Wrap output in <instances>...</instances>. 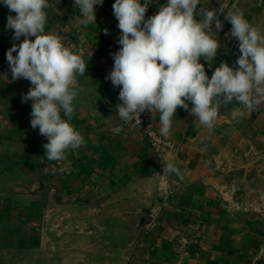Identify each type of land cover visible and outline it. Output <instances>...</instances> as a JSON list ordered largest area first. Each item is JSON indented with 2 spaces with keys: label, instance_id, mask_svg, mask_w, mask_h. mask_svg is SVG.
<instances>
[{
  "label": "crops",
  "instance_id": "obj_1",
  "mask_svg": "<svg viewBox=\"0 0 264 264\" xmlns=\"http://www.w3.org/2000/svg\"><path fill=\"white\" fill-rule=\"evenodd\" d=\"M49 3L45 33L61 37L87 65L86 76L80 78L85 89L74 101L69 120L86 144L68 150L62 161L44 156L47 138L31 127L32 102H22L30 82L13 81L6 59L8 49L24 37L13 40L6 24L15 13L0 4V250L36 254L48 241L52 259L67 264H83L82 258L90 254L103 256L97 244L79 242L75 235L55 237L50 243L46 219L65 210L74 216H94L95 221L112 220L113 231L125 234V243L112 248L113 264H264V211L242 204L238 192L246 193L253 181L264 185V106L235 118L230 108L222 107L211 130L178 108L168 138L160 135L156 113L151 118L155 131L173 145L157 154L131 123L116 115L120 88L105 79L114 64L111 53L120 48L115 0L96 5V24L87 26L78 25L82 17L74 0ZM166 3L152 0L145 19ZM220 3L224 0H210L198 5L197 12L201 7L218 10ZM233 5L264 32V0H229V7ZM219 18L224 27L216 32L213 22L220 48L212 68L200 59L209 78L221 62L233 66L241 54L238 41L225 35L231 23L223 13ZM166 163L176 164L183 179L159 176ZM154 180L156 199L142 225L136 214L145 209ZM101 227L96 231H105ZM78 229L69 226L66 232ZM56 230L52 228L55 234Z\"/></svg>",
  "mask_w": 264,
  "mask_h": 264
},
{
  "label": "clouds",
  "instance_id": "obj_2",
  "mask_svg": "<svg viewBox=\"0 0 264 264\" xmlns=\"http://www.w3.org/2000/svg\"><path fill=\"white\" fill-rule=\"evenodd\" d=\"M103 2L74 0L82 17L78 25L96 24L94 7ZM209 2L167 0L156 14L145 19L152 0H115L112 8L120 29V48L111 53L114 64L105 79L114 89L120 88L121 103L116 105V115L124 123L140 120L145 111L152 117L159 113L160 135L168 138L178 108L211 130L222 107L230 108L235 118L264 106V32L235 5L229 7V0L220 3L218 10L201 7L197 12L198 5ZM0 4L15 13L7 17L6 24V29L13 32V40L24 37L6 53L11 78L30 82L22 102H32L31 127L47 138L43 145L46 159L62 161L68 150L75 151L86 144L69 120L75 112L74 101L85 89L80 78L86 76L87 65L61 37L45 33L46 9L52 6L49 0H0ZM221 13L232 26L225 35L238 41L241 54L233 66L221 62L209 78L200 59L212 68L220 48L216 32L224 27ZM213 22L216 32L212 30ZM162 171L163 175H157L175 174L183 179L174 163L162 165Z\"/></svg>",
  "mask_w": 264,
  "mask_h": 264
},
{
  "label": "rangeland",
  "instance_id": "obj_3",
  "mask_svg": "<svg viewBox=\"0 0 264 264\" xmlns=\"http://www.w3.org/2000/svg\"><path fill=\"white\" fill-rule=\"evenodd\" d=\"M253 182L248 187V190L246 189V193L238 191L243 195L241 202L249 208L255 207L264 211V185L262 183L256 184V181ZM101 225L104 226L105 231L97 232L96 227L102 228ZM69 226H78L79 229L76 233H67L66 229ZM114 227L112 220L105 219L104 222L100 220L95 221L94 216H74L65 210L57 212L50 219L47 218L45 222L46 237L50 239V243H54L56 238L65 239L67 236L75 235L77 236L76 240L79 242L82 239L87 241L89 245L97 244L100 247L99 252L104 255L98 258L95 254H90V256L82 258L85 260L83 264H113L111 263L112 259L109 258L113 250L112 248L117 247L119 243L122 246L126 241L125 234L122 232L118 235L113 231ZM52 228L53 230L57 229V234L52 231ZM80 236L84 237L81 238ZM85 237L88 238L86 239ZM101 246H104V248L102 249ZM84 251L82 255L85 254ZM49 253L48 241H46V248L41 249L36 254L0 250V264H67L64 261L52 259Z\"/></svg>",
  "mask_w": 264,
  "mask_h": 264
},
{
  "label": "built area",
  "instance_id": "obj_4",
  "mask_svg": "<svg viewBox=\"0 0 264 264\" xmlns=\"http://www.w3.org/2000/svg\"><path fill=\"white\" fill-rule=\"evenodd\" d=\"M151 118V114L148 111H145L140 115V120H136L130 123L149 142L152 150L157 154H162L168 150H171L173 148V145L162 138L159 134H157L153 127Z\"/></svg>",
  "mask_w": 264,
  "mask_h": 264
},
{
  "label": "water",
  "instance_id": "obj_5",
  "mask_svg": "<svg viewBox=\"0 0 264 264\" xmlns=\"http://www.w3.org/2000/svg\"><path fill=\"white\" fill-rule=\"evenodd\" d=\"M38 137L33 140V142L37 141ZM157 195V182L156 180L153 181V185L149 188L147 195H146V200L144 201L145 204V209L142 212L137 213L140 218H142V225L148 222L149 220V211L154 205L155 199Z\"/></svg>",
  "mask_w": 264,
  "mask_h": 264
}]
</instances>
